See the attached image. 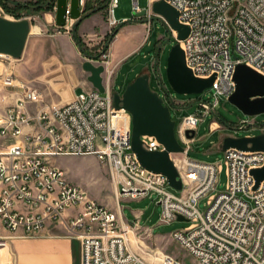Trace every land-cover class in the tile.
Listing matches in <instances>:
<instances>
[{"label":"built area","instance_id":"built-area-1","mask_svg":"<svg viewBox=\"0 0 264 264\" xmlns=\"http://www.w3.org/2000/svg\"><path fill=\"white\" fill-rule=\"evenodd\" d=\"M159 1L174 8L180 24L190 29L179 42L187 68L197 79L215 77L210 88L214 101H198L200 110L175 126L184 148V153L170 155L182 182L180 194L168 190L166 176L140 164L132 150L131 115L115 108L109 84L105 94L92 88L66 105L50 107L37 89L9 81L7 88L20 95L0 119V221L6 231L22 238L41 236L49 223L64 226L68 236L80 242L81 264H151L132 249L129 236L137 223L121 220L119 204L156 195L160 224H173L180 217L191 224L170 237L198 264H264V181L255 191L251 174L264 167V152H225L227 184L222 193L216 192L223 165L189 157L199 124L215 115L221 99L228 101L235 93L237 67L245 65L264 77V0H148L144 10L152 13ZM134 4L141 12L139 1ZM118 6L119 0H109L112 27L120 24L114 17ZM0 14L9 18L1 6ZM177 37L171 31L178 42ZM101 57L100 64L110 69L111 57ZM250 127L258 126L242 123L238 130ZM259 127L264 134V126ZM188 132L195 137L190 139ZM142 141L148 152L164 151L155 137ZM88 156L108 169L116 187V211L93 199L53 163ZM160 264L184 263L167 255Z\"/></svg>","mask_w":264,"mask_h":264},{"label":"rangeland","instance_id":"rangeland-1","mask_svg":"<svg viewBox=\"0 0 264 264\" xmlns=\"http://www.w3.org/2000/svg\"><path fill=\"white\" fill-rule=\"evenodd\" d=\"M37 1L31 0L28 3L35 4ZM82 1L83 16L91 10H101L98 20L104 33L91 34L83 38V40L89 53L93 56H99L97 59H93L96 65H101V56L103 54L111 57V79L109 80V74L106 71L104 82L112 87L114 94L122 95L136 78L149 74L152 90L165 100V104L170 106L171 119L176 123L177 127L184 117L196 114L200 110L197 105L198 101L205 103L214 101V92L210 89L201 95L186 96L176 94L169 86L166 78L167 61L171 49L177 44V41L171 38V32L166 24L157 18L153 12L148 13L146 17L134 18L138 12L135 10L134 0H119V6L114 13L117 21L120 24L124 22H122L124 18L128 20L134 19L135 21L127 25L120 38L117 35L110 40L109 37L120 24L116 27H112L109 24V0ZM138 1L142 11L147 8L148 0ZM55 8L56 4L51 12L54 15V27L49 30L43 29V31L34 27L31 33L38 34L40 32V34L30 37L21 59L0 58V63L1 60H8L5 64L8 70L6 73L3 72L4 66L0 64V119L5 117L12 106V101L9 99L11 97L5 101L2 100L4 96H9V92L6 90L9 89L7 88L9 81L14 86L19 84L29 85L37 89L41 94L43 92L41 87H44L43 85L45 84V86H49L48 91L52 92L53 96L59 98V100L68 96L70 90L75 86L74 80L71 79L73 75L70 73L71 70H77V63L74 62L73 57L67 58V61L62 52L65 51L68 56L74 55L75 50L71 32L72 26L76 22L68 24V28L64 29L66 30L65 35L60 36L61 33L53 32V29L58 30L55 27ZM7 16L11 20H16L9 14ZM36 23H41L39 18L36 19ZM116 51L118 53L124 52L128 57L132 56L121 66L120 70H118V61L114 60L113 62L112 60V54ZM48 61L54 64V73L47 64ZM127 83L128 85L126 86ZM44 102L48 104L45 99ZM213 121L222 124L218 127L219 133L217 135L209 134L210 124ZM242 123H252L258 127L238 130ZM259 126H264V115L256 117L245 116L229 101L224 99L220 100V105L217 107L215 115L208 116L203 123L199 124L196 132V141L192 145L189 157L199 162L221 163L223 165L216 193L224 192L227 184V168L224 165V153L221 152V144H218L214 151L212 149L220 139V135L222 138L223 136H233L235 138L253 137L262 134ZM53 163L65 171L67 178L71 182L81 185L93 199L108 205L114 211L117 210L116 187L112 183L108 169L95 157H65L56 159ZM168 190L174 195L180 194L172 188H168ZM205 204L206 199L199 204L198 208L201 212L205 211ZM119 205L123 209V216L127 219L132 216V212L140 211L142 213L141 217H144L142 226L153 229V234H151V230L148 233L143 230L134 231L132 241L135 246H140L153 255L158 253L161 258L168 255L184 264H198L170 237L172 233L188 228L191 224L181 221L170 225L160 224L162 208L156 195H150L139 200L125 199ZM131 237L132 234L130 235Z\"/></svg>","mask_w":264,"mask_h":264},{"label":"water","instance_id":"water-1","mask_svg":"<svg viewBox=\"0 0 264 264\" xmlns=\"http://www.w3.org/2000/svg\"><path fill=\"white\" fill-rule=\"evenodd\" d=\"M82 0H56L55 21L58 29H66L69 22L76 26L84 20ZM155 16L161 19L169 31L178 34L177 44L171 49L167 61L166 78L169 86L178 95H201L213 86L215 77L208 80L197 79L187 68L185 54L179 42L184 41L190 29L180 24L178 12L164 1L155 2L152 7ZM147 10L137 12L134 18L146 17ZM31 22L28 19L18 21L0 16V56L14 60L22 58L31 34ZM83 70L89 75L88 81L94 89L105 94L104 75L106 68L96 65L95 61L87 58ZM236 91L229 102L245 116L256 117L264 115V77L245 65L236 69ZM114 105L117 110H125L132 118V150L143 168L147 171L162 174L168 178L172 189L180 192L183 188L179 173L171 160V154L184 153V148L176 138V123L171 119L170 106L165 104L158 93L150 86V75L144 74L136 78L121 94H114ZM190 139L195 132L187 133ZM142 137H155L164 147L162 152H148L143 148ZM222 152L236 149L242 152H264V134L253 137L224 139ZM255 179L256 191L264 181V167L251 172ZM179 221H185L179 218Z\"/></svg>","mask_w":264,"mask_h":264},{"label":"crops","instance_id":"crops-1","mask_svg":"<svg viewBox=\"0 0 264 264\" xmlns=\"http://www.w3.org/2000/svg\"><path fill=\"white\" fill-rule=\"evenodd\" d=\"M17 3H28L31 0H12ZM83 2V1H82ZM56 9V8H55ZM82 10V8H81ZM99 13L93 14L90 17L84 19L78 28V33L81 36V38H86L90 36L91 34H103L104 30L99 24L98 16ZM1 16V14H0ZM42 16V17H40ZM85 16V15H84ZM41 21V23H36V19ZM9 19V18H8ZM23 19V18H22ZM24 19H28L31 22V30L34 27H37L40 29V31H43V29H51L54 27V15L51 12H42L41 14H34L31 16L24 17ZM11 20V19H10ZM14 20V19H12ZM21 20V19H20ZM18 21V20H15ZM124 21V22H123ZM131 20H128L127 18H124L122 20L123 23L129 22ZM34 22V23H33ZM70 23V22H69ZM68 23V24H69ZM129 23L127 25H129ZM56 24V21H55ZM124 26L120 32L118 33V38H120V35L123 33L124 29L127 27ZM55 27H57L55 25ZM68 28V25H67ZM66 28V29H67ZM58 29V28H57ZM66 30L64 29H53V32L55 33H61L60 36H62ZM40 34V32L38 33ZM38 34H30L27 44L29 42V39L32 35H38ZM54 35V34H53ZM65 35V34H64ZM50 36V35H49ZM54 37V36H52ZM56 37V35H55ZM71 39L73 41V38L71 36ZM84 41V40H83ZM73 48L75 50L74 55L68 56L65 51L62 52V54L65 56V58H74V62L77 63V70H71V73L73 76H71V79L74 80L75 86L70 90V94L62 100H59V98L54 97L53 93L48 91L49 86L41 87L43 90L42 96L43 99L47 101L48 106L50 107H59L66 105L76 94H80L83 91H87L93 88L91 83L88 81V74L83 70V64L87 61V58L84 57L81 52L79 51L78 47L73 41ZM27 46V45H26ZM26 49V48H25ZM73 54V53H72ZM113 62L114 60L118 61L119 67L118 70H120L121 66L132 56L126 55L123 53H118L117 51L112 54ZM2 58V56H0ZM9 57H5V59H8ZM8 60H1L2 66H4L3 72H7L6 63ZM68 61V59H67ZM51 68L52 72L54 67V64L48 61L47 63ZM54 73V72H53ZM11 74V73H10ZM10 74L7 76L9 78ZM77 78V79H76ZM49 81V80H48ZM128 83L126 84V86ZM9 93V96H4L2 99L5 101L9 98L10 101H12V104L15 103L17 98L19 97V91H14L9 89H6ZM222 125L219 122L213 121L210 124V135H217L219 133L218 127ZM216 127V128H215ZM30 129L25 128V132H28ZM227 137H233V136H223V138L220 135V139L217 141L215 146L212 148L213 151L215 147L218 144H221ZM252 137V136H249ZM235 138V137H234ZM216 152V151H215ZM222 152V149H221ZM1 190V186H0ZM71 213V212H70ZM120 218L121 220L127 224L132 225L134 223H137L135 227V231L143 230L148 233L151 230V234H153V229L149 227L142 226V222L144 220V217H141L142 213L139 212H132V216H129L128 219L123 216V211H120ZM134 231V230H132ZM131 235V234H130ZM133 235L134 232H132V237L130 239L131 247L132 249L138 253L141 257H143L146 261H148L151 264H160L161 257L160 254L157 253V255L151 254L148 250L140 247L135 246L133 244ZM0 243H4L5 245L0 247V264H81V245L79 240L70 238L68 236V233L64 226L62 225H56L49 223L44 233L36 238H22L21 234L18 235H12L8 231L5 230L2 222L0 221Z\"/></svg>","mask_w":264,"mask_h":264},{"label":"trees","instance_id":"trees-1","mask_svg":"<svg viewBox=\"0 0 264 264\" xmlns=\"http://www.w3.org/2000/svg\"><path fill=\"white\" fill-rule=\"evenodd\" d=\"M55 0H38L35 4L32 3H17L12 0H0V6L4 9L6 14L13 16L16 20H20L24 17L38 14L40 12H52L54 10ZM101 10H91L85 14L84 19L90 17L93 14L99 13ZM83 21V20H82ZM81 21V22H82ZM135 21L134 19L130 22ZM129 22L120 24L114 33L109 37L110 40L114 39L120 30L126 26ZM80 25V24H79ZM79 25L76 26V30L72 33L73 41L78 47L81 54L86 58L97 59L99 56H93L89 53L87 46L85 45L83 39L78 33Z\"/></svg>","mask_w":264,"mask_h":264},{"label":"bare ground","instance_id":"bare-ground-1","mask_svg":"<svg viewBox=\"0 0 264 264\" xmlns=\"http://www.w3.org/2000/svg\"><path fill=\"white\" fill-rule=\"evenodd\" d=\"M108 71V74H109V80L111 79V75H112V71L110 69L106 70ZM106 73V72H105ZM216 128V127H215Z\"/></svg>","mask_w":264,"mask_h":264}]
</instances>
